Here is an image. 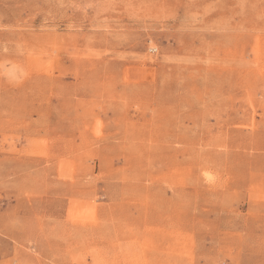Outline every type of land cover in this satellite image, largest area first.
Listing matches in <instances>:
<instances>
[{
  "label": "rangeland",
  "instance_id": "1",
  "mask_svg": "<svg viewBox=\"0 0 264 264\" xmlns=\"http://www.w3.org/2000/svg\"><path fill=\"white\" fill-rule=\"evenodd\" d=\"M0 264H264V0H0Z\"/></svg>",
  "mask_w": 264,
  "mask_h": 264
}]
</instances>
